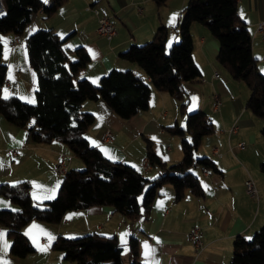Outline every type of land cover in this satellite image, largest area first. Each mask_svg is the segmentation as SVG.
Instances as JSON below:
<instances>
[{
    "label": "crops",
    "instance_id": "crops-1",
    "mask_svg": "<svg viewBox=\"0 0 264 264\" xmlns=\"http://www.w3.org/2000/svg\"><path fill=\"white\" fill-rule=\"evenodd\" d=\"M2 1L0 17L5 13ZM40 1L47 7L52 0ZM188 3L189 0H168L157 6L154 0H66L49 17L39 12L22 35L1 36L0 64L6 67V82L0 98L35 102L36 77L27 61L25 41L40 30H51L64 41L71 60H75L73 51H85L89 62L80 73V80L98 86L101 78L111 71H131L145 77L136 64L122 60L119 55L130 47L148 43L159 29L167 33V52L179 41L178 28ZM87 7L93 11H87ZM101 16L108 18L116 30L109 42L96 33ZM237 16L249 33L251 54L264 77V46L255 33L257 24L264 21V0H237ZM190 36L192 59L200 78L197 83L185 85L187 111L201 112L211 124L212 133L201 140L197 151L218 171L200 170L197 179L202 196L186 192L181 200L175 201L173 188L164 185L145 220L129 221L111 208L94 206L67 212L58 224L32 221L21 233L34 251L23 258L11 254L12 240L7 229L0 226V232L5 234L0 238V264H70L53 244L58 238L76 239L90 234L116 238L125 260L127 243L130 237L136 238L142 264H230L235 238L249 240L264 226V174L260 170L264 165V124L245 107L249 89L231 79L217 62L219 47L207 28L192 24ZM215 101L219 102L217 110L212 108ZM80 112L94 119L83 133L84 139L109 162L130 166L153 180L161 169L150 166L144 173L139 166L147 158L148 145L166 167L182 160L180 139L168 130L173 126L184 128L186 114L181 113L179 102L167 93L152 89L148 108L127 121L115 116L102 101H85ZM32 126L31 120L26 126L17 127L0 115V164L3 165L0 188L26 183L32 205L43 208L56 197L64 178L55 170L60 160H64L66 173L82 170L84 164L60 141L35 144L29 135ZM233 126L237 130L230 133ZM107 130L110 141L104 142ZM241 143L243 149L238 148ZM212 149L220 156L214 155ZM248 180L255 186L256 198L244 194ZM17 210V206L0 195V211ZM195 226L201 232L203 247L199 252L188 238ZM5 241L9 245L6 250Z\"/></svg>",
    "mask_w": 264,
    "mask_h": 264
},
{
    "label": "trees",
    "instance_id": "trees-1",
    "mask_svg": "<svg viewBox=\"0 0 264 264\" xmlns=\"http://www.w3.org/2000/svg\"><path fill=\"white\" fill-rule=\"evenodd\" d=\"M65 1L52 0L46 7L40 0H3L5 13L0 17V38L7 33L22 35L36 14L41 12L49 17ZM167 1L154 0L157 6ZM195 23L207 28L216 40L217 62L231 79L249 89L245 107L264 124V77L251 54L249 33L238 19L237 0H189L178 28L179 41L167 52V33L159 29L148 43L130 47L119 55L122 60L136 64L145 77L131 71H111L101 78L98 86L79 79L89 62L84 50L73 51L75 60L70 61L64 41L53 31L40 30L27 37V61L36 77L35 103L27 104L16 97L0 98V115L17 127H24L32 120L29 135L35 144L60 141L82 161L84 168L65 173L56 197L43 208L32 205L26 183L0 188V195L18 208L16 212L0 211V226L7 229L12 240L11 254L23 258L33 253L21 233L32 221L58 224L67 212L94 206L111 208L129 221L145 220L164 185L173 188L175 201L181 200L186 192L202 196L192 169L218 171L208 158H194L201 140L213 131L204 114L187 111L185 85L197 83L200 78L192 59L190 27ZM1 55L0 39V60ZM5 82L6 67L0 64V93ZM152 89L174 97L181 113L186 114V122L184 128L173 126L168 130L180 139L183 157L179 163L166 167L147 146L150 165L162 171L150 180L130 166L109 162L88 145L83 133L94 119L81 113L80 106L85 101H102L115 116L127 121L148 108ZM260 170L264 174V165ZM53 248L62 252L70 264H142L138 241L133 237L127 243L126 260L116 238L95 234L76 239L58 238ZM230 264H264V226L249 240L235 238Z\"/></svg>",
    "mask_w": 264,
    "mask_h": 264
},
{
    "label": "built area",
    "instance_id": "built-area-1",
    "mask_svg": "<svg viewBox=\"0 0 264 264\" xmlns=\"http://www.w3.org/2000/svg\"><path fill=\"white\" fill-rule=\"evenodd\" d=\"M86 10L87 11H93L89 7H87ZM94 12L96 13V11H94ZM173 32H174V30L171 29L170 33H173ZM96 33L109 42L116 35V30L108 18L101 16L98 18V25H97ZM255 33L261 38L262 44L264 46V21H261L257 24L256 29H255ZM214 77L217 78L218 73H215ZM218 107H219V102L215 101L212 104L213 110H217ZM236 130H237V127L233 126L229 130V132L235 133ZM103 141L104 142L110 141V132L108 130L104 134ZM238 148L243 149L244 145L242 143L238 144ZM212 153L216 156H220L219 152L216 149H212ZM139 166L144 173L147 172L151 166L149 159L148 158L143 159L139 163ZM55 170L58 174L65 175L66 170H65V163H64L63 158L60 160V162L56 166ZM204 172H206V171H204ZM244 194L251 197V198L257 197V191H256L255 186L251 180H248L245 182ZM200 234H201L200 228L197 226L193 227L188 233V238L192 242L193 246L195 247L196 252H199L203 247L201 239H200Z\"/></svg>",
    "mask_w": 264,
    "mask_h": 264
},
{
    "label": "rangeland",
    "instance_id": "rangeland-1",
    "mask_svg": "<svg viewBox=\"0 0 264 264\" xmlns=\"http://www.w3.org/2000/svg\"><path fill=\"white\" fill-rule=\"evenodd\" d=\"M25 38H23L22 40H24ZM70 61H74V59H70ZM35 103V102H34ZM33 103V104H34ZM32 105V104H31ZM194 158H197V159H199V158H202V156H201V151L199 150V151H197V152H195V154H194ZM199 173H200V169L198 168V167H196V168H194V169H192V174H193V176L194 177H196L197 178V176L199 175Z\"/></svg>",
    "mask_w": 264,
    "mask_h": 264
},
{
    "label": "snow or ice",
    "instance_id": "snow-or-ice-1",
    "mask_svg": "<svg viewBox=\"0 0 264 264\" xmlns=\"http://www.w3.org/2000/svg\"><path fill=\"white\" fill-rule=\"evenodd\" d=\"M0 39H3V38H0ZM5 91H6V90H5ZM0 166H3V165L0 164ZM4 235H5V234H4L3 232H0V238H3ZM49 238L52 239V237H49ZM8 246H9V245H8L7 242L5 241V242L3 243V248L6 250ZM145 248H146V250H148L149 252L151 251V249H149V246H148L147 244H145Z\"/></svg>",
    "mask_w": 264,
    "mask_h": 264
}]
</instances>
